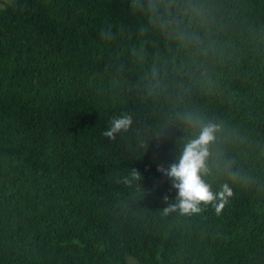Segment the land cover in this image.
<instances>
[{"label": "trees", "instance_id": "trees-1", "mask_svg": "<svg viewBox=\"0 0 264 264\" xmlns=\"http://www.w3.org/2000/svg\"><path fill=\"white\" fill-rule=\"evenodd\" d=\"M151 2L0 8V264H264V0ZM187 116L219 216L163 212Z\"/></svg>", "mask_w": 264, "mask_h": 264}, {"label": "clouds", "instance_id": "clouds-1", "mask_svg": "<svg viewBox=\"0 0 264 264\" xmlns=\"http://www.w3.org/2000/svg\"><path fill=\"white\" fill-rule=\"evenodd\" d=\"M147 7L149 12L156 11V5L151 0ZM101 35L104 33L101 32ZM184 119L187 123L199 126V134L184 144L176 162L167 168L159 166L157 169L172 181L173 188L177 190L176 202L167 204L163 212L168 215L178 211L182 215H188L203 211L202 205H211L219 216L234 196L233 190L228 184H224L219 192H214L211 185L203 179L209 173L208 160L212 155V146L217 142L219 125L213 122H194L191 116ZM132 124V117L127 114L113 117L102 135L109 140H115L120 133L129 131ZM132 176L137 180L143 178L137 170H133ZM167 199L165 197V201Z\"/></svg>", "mask_w": 264, "mask_h": 264}, {"label": "rangeland", "instance_id": "rangeland-1", "mask_svg": "<svg viewBox=\"0 0 264 264\" xmlns=\"http://www.w3.org/2000/svg\"><path fill=\"white\" fill-rule=\"evenodd\" d=\"M9 1L10 0H0V8L4 7L5 3L9 2ZM128 263L129 264H136L135 262L132 261V259L131 260L128 259Z\"/></svg>", "mask_w": 264, "mask_h": 264}]
</instances>
